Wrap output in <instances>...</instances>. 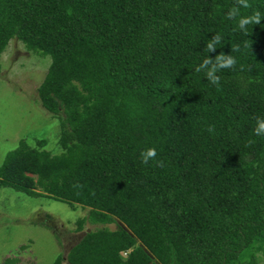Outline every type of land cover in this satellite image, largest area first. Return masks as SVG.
<instances>
[{"label":"trees","instance_id":"1","mask_svg":"<svg viewBox=\"0 0 264 264\" xmlns=\"http://www.w3.org/2000/svg\"><path fill=\"white\" fill-rule=\"evenodd\" d=\"M235 3L0 0V53L16 38L50 58L36 95L59 119L61 149L20 139L0 163V186L86 207L75 232L86 222L116 226L84 231L50 264H257L264 135L253 129L264 119V0L240 8L241 16L261 13L246 32L227 18ZM221 52L236 64L213 85L195 69ZM150 147L156 159L142 164Z\"/></svg>","mask_w":264,"mask_h":264},{"label":"rangeland","instance_id":"2","mask_svg":"<svg viewBox=\"0 0 264 264\" xmlns=\"http://www.w3.org/2000/svg\"><path fill=\"white\" fill-rule=\"evenodd\" d=\"M49 60L48 55L25 49L16 38H10L0 53V163L20 139L51 154L61 150L59 119L40 106L36 95ZM85 213L86 207L78 204L0 186V262L11 256L16 264H50L56 255L64 257L84 231L116 227L86 222L82 231H73L75 219ZM255 254L257 264H264V245Z\"/></svg>","mask_w":264,"mask_h":264},{"label":"clouds","instance_id":"3","mask_svg":"<svg viewBox=\"0 0 264 264\" xmlns=\"http://www.w3.org/2000/svg\"><path fill=\"white\" fill-rule=\"evenodd\" d=\"M250 5L248 0H236L235 5L227 13V18L236 21V27L239 30L247 31L248 25H259L262 17L259 11L254 12L251 15L241 16L240 8H249ZM221 42V37L217 34L214 35L211 40L206 43V48L208 52H213L217 48L216 45ZM235 50H238L235 49ZM236 64V59L231 54L225 55L220 53L215 56L214 59L209 58L208 56L196 67V72L203 71L205 73L206 79L213 85H218L220 81V76L217 75L223 69L233 68ZM255 127L253 129L254 135L261 136L264 135V119L257 118L255 121ZM207 131L212 132L213 126H209ZM250 143H252L250 141ZM140 161L142 164H148L149 161L156 159L157 152L155 148H146L143 149L140 154ZM156 166L163 167V161H156Z\"/></svg>","mask_w":264,"mask_h":264},{"label":"built area","instance_id":"4","mask_svg":"<svg viewBox=\"0 0 264 264\" xmlns=\"http://www.w3.org/2000/svg\"><path fill=\"white\" fill-rule=\"evenodd\" d=\"M125 254V252H122V255H124Z\"/></svg>","mask_w":264,"mask_h":264}]
</instances>
